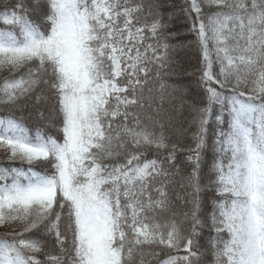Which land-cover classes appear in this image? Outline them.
I'll use <instances>...</instances> for the list:
<instances>
[{
  "label": "snow or ice",
  "instance_id": "6c2138e0",
  "mask_svg": "<svg viewBox=\"0 0 264 264\" xmlns=\"http://www.w3.org/2000/svg\"><path fill=\"white\" fill-rule=\"evenodd\" d=\"M0 112V264H264V0H0Z\"/></svg>",
  "mask_w": 264,
  "mask_h": 264
},
{
  "label": "trees",
  "instance_id": "16d2710c",
  "mask_svg": "<svg viewBox=\"0 0 264 264\" xmlns=\"http://www.w3.org/2000/svg\"><path fill=\"white\" fill-rule=\"evenodd\" d=\"M176 4L182 2V0H174ZM172 23L175 28L183 31V17L179 13V10H176V16L174 17ZM174 44H179L180 41H173ZM186 43V41H185ZM172 64L166 69L162 70L165 75V79L169 84L179 85L186 88L190 93H194L196 90V80L198 78V62H197V53L195 50L190 48H181L175 47L171 52ZM179 101L176 105L167 104L165 105L166 111H174L178 107ZM2 115V112H0ZM191 119V116L187 108L182 111L176 112L175 127L170 129L169 134L172 136L174 141L181 139V133L184 129L188 128V121ZM30 126H32L30 124ZM183 142L187 143L186 135L183 138ZM3 154L0 153V160H2ZM182 158V157H181ZM205 243V240H201V244Z\"/></svg>",
  "mask_w": 264,
  "mask_h": 264
}]
</instances>
